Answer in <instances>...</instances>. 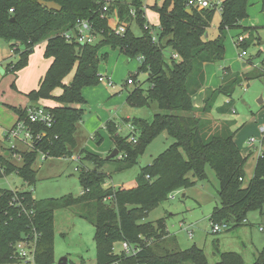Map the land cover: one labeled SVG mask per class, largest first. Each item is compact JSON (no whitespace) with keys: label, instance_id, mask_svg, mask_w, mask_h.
Wrapping results in <instances>:
<instances>
[{"label":"trees","instance_id":"1","mask_svg":"<svg viewBox=\"0 0 264 264\" xmlns=\"http://www.w3.org/2000/svg\"><path fill=\"white\" fill-rule=\"evenodd\" d=\"M42 1L57 3L60 10L48 9L39 0H0V37L23 46V49L14 50L18 60L9 63L7 70L16 73L24 68L34 47L46 41L43 56L50 58L51 63L38 87L26 96L31 102L29 106L38 105L41 99L57 104L47 107L55 118L51 127L33 126L35 132L44 131L45 135L33 143L32 149L21 152V162L12 161L11 154L0 155V176L16 172L24 182L32 184L35 178L32 165L40 153H45L46 157L71 153L76 124L82 118L86 102L82 89L99 83V62L107 56L101 52L105 46L118 49L128 59L142 58L136 72L129 77L134 83L126 101L137 107L154 101L158 107L151 119H126L137 133L135 142L129 139L130 133L120 135L113 121L105 122L104 128L119 151L118 156L121 155L118 157L119 168L135 165L146 146L161 132L173 142L141 168L131 185L104 187L108 176L101 167L107 159L82 149L79 161H88L94 168L83 167L77 172L83 188L78 196L37 201L30 191L0 188V263L16 261L14 243L36 231L34 264H55V209L91 203L96 264H245L237 252L218 250L219 260L210 263L203 248L195 245L185 249L177 247L176 237L167 231L163 218L155 223L141 220L147 211L168 199L172 192L194 184L190 175L204 179L206 163L214 169L219 181V204L213 207L209 218L211 224H240L246 220V212L264 206V149L257 156L253 176L243 186L247 157L242 156L235 142V132L226 122L219 128L213 126L209 118L220 96L230 97L243 78L258 77L262 73L240 75L225 67L219 87L205 90L201 107L197 108L193 103V96L204 85V64L223 60L224 30L240 26L239 21L247 16L248 0L221 1L219 33L214 39L206 35L216 11L208 8L189 13L186 0H163L161 5L151 6L158 13L156 30L147 26L142 0H130L129 3L113 0L104 15L100 10L102 0ZM114 9L121 21L130 22L122 35L113 33L107 26L108 15ZM130 9L134 10L135 17L131 16ZM78 18L90 20L95 29L101 31L95 43L70 42L64 38L62 34L71 30ZM134 21L142 29L140 36L130 29ZM247 45L245 39L241 43L243 50ZM166 48L172 51L169 62L164 60ZM173 54L177 56L173 57ZM261 65L264 67V57ZM71 72L73 76L66 83L65 78ZM140 73L146 74L147 88L136 80ZM11 85L15 87L14 83ZM56 89L61 92L54 94ZM223 106L220 108L224 109ZM13 110L18 118L25 116V108L13 107ZM97 137L100 143V135ZM123 241L139 245L140 250L135 255H127L123 250L116 252L115 245H121ZM252 264H264V245Z\"/></svg>","mask_w":264,"mask_h":264},{"label":"rangeland","instance_id":"2","mask_svg":"<svg viewBox=\"0 0 264 264\" xmlns=\"http://www.w3.org/2000/svg\"><path fill=\"white\" fill-rule=\"evenodd\" d=\"M123 1L129 3L130 0ZM162 1L142 0L144 6H146L144 8L145 17L155 30L158 28L159 19L158 13L151 6L155 3L159 6ZM212 1L216 3L223 0ZM246 12L247 16L239 21L240 26L238 28L224 30V58L222 61L212 63V66H215L216 70L219 67H228L231 72L240 75H248V73L249 75L262 73V75L253 76L250 79L243 78L242 82L236 85L230 97H219L211 113L213 118L216 119L213 120V126L219 128L222 122H226L229 129L235 132V141L240 151L244 156H248L244 164L243 186H246L253 176L255 160L259 156L260 150L264 149V143L261 144L263 134L260 132V126L264 123V67L261 65L264 48L263 45L259 44V42L264 41L262 0H248ZM117 21V13L112 11L108 15L109 27L115 29ZM219 21L220 12L216 11L207 29L206 36L209 39H214L218 35ZM130 29L136 36L142 34L141 27L135 21L131 23ZM244 32H248V35H250L246 38L248 42L245 48L246 55L240 58L238 53L241 52L243 47L234 44V41L239 34ZM11 43L14 42L0 37V155L7 156L10 152H13V150H9L12 143L16 144L18 150L25 151L28 149V146L24 143L7 140L4 137L6 133L4 128L9 124V119L15 114L13 106L22 103V96L25 94L18 91L15 84V87L11 85L14 83L13 80L17 73L10 72L6 68L9 63L18 60V54L13 52V47L10 46ZM42 43L43 41L40 42V45ZM19 49H23V46L19 45ZM33 54H35V51H33ZM171 55L172 51L166 48L164 50V60L169 62ZM38 58V55L34 56V59L37 60ZM134 59L136 60V58ZM244 61H247L246 65H242ZM134 64V62L127 64L122 55L117 56L114 52L109 53L106 60L101 59L99 62V68L110 67L113 70V78H110L111 81H115L113 87L106 80L100 84L101 88L109 94L110 99L113 98L111 105L114 103L117 105L116 108L108 109V111H111L114 120L119 124L118 133L120 135L131 132L126 117L151 119L153 114L158 111L157 104L154 101L150 102L149 105L137 107L130 105L125 100L126 94L133 88V84H126V79L130 74L133 75L136 72L135 69L130 71ZM217 72L221 74L220 69ZM72 74L73 72L66 79L70 80ZM23 78L25 79L26 75ZM145 79L146 74L144 73L138 74L136 78L142 87L147 88L148 83ZM30 86L27 82L25 88L30 90ZM84 91L82 89L83 97L87 94L90 101L88 103L85 99L82 118L76 124L75 145L70 150L71 153L61 157L47 156L45 159H41L39 154L32 165L35 170V178L32 184L24 182L18 173L12 172L0 176V188L30 191L37 201L60 198L66 195L78 196L82 192L83 188L76 174L82 171L83 167L92 169L94 166L88 161L82 163L79 161L80 159L76 160L80 151L85 149L91 153L99 154L100 158L106 159V156L114 148V144L105 128L100 127V133L104 137V141L100 144L93 136L94 131H90L87 119L92 117L91 110H94L95 105L100 106L101 104L97 99H92L98 96L97 94L89 92L85 94ZM55 92L57 91L55 90ZM119 92L120 94H118ZM111 95L115 97H111ZM24 97L27 98L26 94ZM27 100L29 101L28 98ZM229 100H231L230 104L227 103ZM221 106L224 109L220 108ZM251 137H254L256 141L251 143ZM172 142L173 139L165 132H161L139 155L137 163L127 169L119 168L121 164L118 155L107 160L101 167L102 171L108 176L104 187L117 188L133 184L141 172V168L150 164ZM13 161L15 163L21 162L15 159ZM204 172L206 175L204 179H198L190 175V178L195 181L194 184L174 191L173 197H168L164 202L147 211L141 222L155 223L158 219L163 218L166 228L176 235L177 247L185 249L195 245L203 248L210 263L219 260L218 250L237 252L242 256L245 264H252L257 253L264 245V206L262 209L246 212L244 222L236 225L229 222L222 231L212 232L209 218L213 207L219 204L217 194L219 181L210 164H205ZM91 207L90 203L84 206L74 205L55 209L53 214V255L55 264H59V260L63 258L68 260V264H96L95 227L92 223ZM180 222H184L186 225L192 224L190 229L193 237L190 238L186 231L180 229ZM114 250L116 252L121 251V245H115ZM0 264H33V262L30 260H16Z\"/></svg>","mask_w":264,"mask_h":264},{"label":"built area","instance_id":"3","mask_svg":"<svg viewBox=\"0 0 264 264\" xmlns=\"http://www.w3.org/2000/svg\"><path fill=\"white\" fill-rule=\"evenodd\" d=\"M112 1L113 0H102L101 6H100L101 15H104L107 12L108 7ZM185 5L187 9L196 10V11H200V10L208 9V8L214 9L215 11H218V12L221 11V2L215 3L212 0H186ZM143 7L145 8L144 4H143ZM11 10L12 9H10V11ZM114 11L115 13H117L116 9H114ZM130 14L132 17H135L133 9H130ZM117 19L118 21H117V25L115 29H112L109 27L108 18H107V26L113 33L122 35L126 31L130 22L127 23L125 20L121 21L118 18V14H117ZM149 25L150 24L148 22L147 26ZM151 33L153 35V40H155V35L153 33V30L151 31ZM100 34H101V31L96 30L93 23L90 20L78 18L75 21V24L71 28V30L65 31L62 35L67 41H70V42L75 41L79 43H95L100 38ZM245 38H246V35L239 34L236 39V45H241V43L245 40ZM13 44H14L13 45V51H14L16 49L15 47L19 46V43L14 42ZM244 55H246V52L245 50L242 49L240 52V56H244ZM176 56H177L176 54H173V57H176ZM137 59L141 61L142 58L138 56ZM98 80L99 82H104L106 80L108 81L109 84L112 83L111 80H108L103 75H99ZM126 83L133 84L134 82L132 81V78H128L126 80ZM25 109H26L25 116L23 118H17L16 121L12 124V126L6 130L4 137L7 140H11V141L13 140L16 142L24 143L25 145L28 146V149L25 151H28L33 148V143L35 141L41 140L42 137L45 135L44 131L35 132V130L33 129V126L39 124V125L45 126L46 128H49L54 124L55 118H54L53 113L49 110V108L43 105L38 104L36 106H28ZM128 126L130 127V130H131V132H129L130 133L129 139L132 142H135L136 137H137L135 128L129 122H128ZM117 128L120 129L119 126H117ZM260 132L263 134L262 138H264V125L260 126ZM255 141L256 139L254 137L250 138L251 143ZM261 144H262V141H261ZM9 150H13V152H10L11 159L21 161V151L17 149L15 143L11 144V147L9 148ZM261 152H262V149L260 150L259 154H261ZM118 157H121V155L119 154ZM40 158L45 159L46 154L40 153ZM79 159L80 157L78 155L76 157V160H79ZM0 170H1V166H0ZM172 194L173 192L169 195V197L170 196L173 197L174 195ZM30 212L32 213V211ZM180 227H182V229L187 232V235L189 237H192L193 234H192V230L190 229L189 225H186L184 222H181ZM226 227H227V224L225 223L211 224V231L214 233H217V232L222 231ZM37 236H38L37 232L33 231L31 235L30 234L26 235L24 236V238L14 243L13 253H14L15 259L30 260L34 264V251H35ZM121 249L127 255H135L140 250V247L137 244H130L127 241H123L121 243Z\"/></svg>","mask_w":264,"mask_h":264},{"label":"crops","instance_id":"4","mask_svg":"<svg viewBox=\"0 0 264 264\" xmlns=\"http://www.w3.org/2000/svg\"><path fill=\"white\" fill-rule=\"evenodd\" d=\"M243 34L246 35V38H247V36H249L248 32L247 33L244 32ZM45 44H46V41H43V43L41 45H40V43L37 44L34 47V49H33V51H35V54H33V52H32V54L29 55L28 64L24 68H22V69H20L19 71L16 72L17 74H16L13 82H14V84L16 86V89L18 91H20L21 93L23 92V93L26 94L29 91H31L32 89H36L38 87L40 78L45 74L46 70L48 69V67H49V65L51 63V59L50 58H45L43 56V51H44ZM234 44H236V40L234 41ZM259 44L263 45V42H259ZM15 48H19V46L15 47ZM13 52L15 53V51H13ZM101 52L107 53V56L105 58H102L104 60H106L108 58V54L109 53L114 52L115 55L117 54V56L122 55L123 60L127 64H130V63L134 62L135 64H134L133 67L130 68V71L133 70V69L136 70L138 65H139V63H140V61L137 58H136L137 61L135 59H128L122 53H120V51L118 49H111L108 46L103 47L101 49ZM36 55L39 56V58L37 60L34 59V56H36ZM238 55H239L240 58H242L240 56V52L238 53ZM41 57H43L44 59H42ZM246 64H247V61H244L242 63V65H246ZM40 67H41V69H39ZM223 68H225V67L224 66L223 67H219V69L221 71V74L223 72ZM203 69H204V75H205L204 85L193 96V103H194V106H196L197 108L202 106L204 95H205V90L207 88L215 89V88L219 87V85L222 82L221 74H218V72H217L219 69L216 70L215 66H212V63L204 64ZM98 73H99V75L105 76L108 80H112V79H110L111 77L113 78V70H111L110 67H107V68L106 67L105 68H103V67L101 68L100 67V68H98ZM24 75H26L25 79L23 78ZM72 76H73V74H72ZM130 76H131V74H130ZM70 80L65 78V82L66 83H68ZM27 82L29 83V85H31L30 86V90H29V88H27V89L25 88V85L27 84ZM111 82H112L111 83V87H113V84H115V81H111ZM100 83H102V82H99L97 85H94V86L84 87L83 90H85L84 91L85 94L87 92H89V93H93V94H97L98 95V96H96V97H94L92 99L93 100L97 99V101L101 105L100 106H96L95 105L94 110H91V112L93 114V115H91L92 117H89L87 120H88V124L90 126V131H94L93 132L94 138L97 140L98 139L97 135H100V137H101V142L100 143H102L104 141V137H102V135L100 133V127L104 128L105 122L109 121V120L113 121L116 124V126H119V124L116 122V120H114L113 116L111 115V111L110 112L108 111V109L116 108L117 105L115 103L111 105V103L113 102V98L110 99L109 94H107L106 91L103 88H101V84ZM56 91L57 92L54 91V94H59L61 92V90H59V89H56ZM25 94H24V96H25ZM118 94H120V92ZM24 96H22V103H19L18 106H13V107L21 108V109L28 107L31 104V102L27 100L28 97L26 98ZM126 96H127V94H126ZM126 96H125V100H126ZM84 97L89 103L90 97L87 94ZM111 97H115V96L111 95ZM37 104L43 105V106H46V107H54V106L57 105L53 100H45V99L39 100L37 102ZM17 118H18V115L16 113L13 114L11 119H9V124L7 126H5L4 129L7 130L9 127H11L12 124L16 121ZM209 118L212 121L216 120V119L213 118L212 115H210ZM126 119H130V118L126 117ZM146 119H148V118H146ZM261 125H264V123L261 124ZM234 139H235V137H234ZM110 140H111V138H110ZM238 148H239V146H238ZM21 152H23V151H21ZM241 154H242V156H244V154L242 152H241ZM98 156H100V155L98 154ZM244 157H248V156H244ZM12 161H13V159H12ZM188 225L190 227H192V224H188ZM180 229L182 231H184L182 229V227H180ZM167 231L170 234H172V235H174L176 237V235L173 232H170L168 229H167ZM192 237H193V235H192Z\"/></svg>","mask_w":264,"mask_h":264},{"label":"water","instance_id":"5","mask_svg":"<svg viewBox=\"0 0 264 264\" xmlns=\"http://www.w3.org/2000/svg\"><path fill=\"white\" fill-rule=\"evenodd\" d=\"M40 4H43L44 6H46L48 9L54 10V11H59L60 10V6L53 2V1H42L39 0ZM187 12L191 13L192 10L191 9H187ZM263 42V41H262ZM119 151L116 148H113L112 151H110V153L106 156V159H111L113 157H115L116 155H118ZM76 176L78 177V173L76 174ZM59 264H68V260L67 259H61L59 260Z\"/></svg>","mask_w":264,"mask_h":264}]
</instances>
